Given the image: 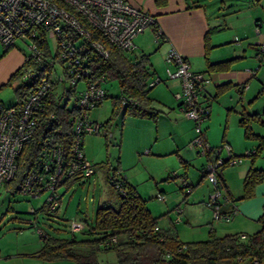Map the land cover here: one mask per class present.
<instances>
[{
    "label": "built area",
    "instance_id": "built-area-1",
    "mask_svg": "<svg viewBox=\"0 0 264 264\" xmlns=\"http://www.w3.org/2000/svg\"><path fill=\"white\" fill-rule=\"evenodd\" d=\"M153 23L150 13L129 0H0V43L8 48L21 40L28 47L15 78V85L28 90L19 103L8 105L0 101V186L13 178L19 152L25 142L35 137L41 144L16 189L30 197L45 192L43 204L49 213L53 214L59 206L58 187L68 180L90 178L95 173L93 162L82 150L83 137L106 131L104 123L92 120L88 113L102 102L106 93L101 85L104 78L93 76L91 54L107 57L104 42L130 53L136 48L134 37ZM49 39L55 41L54 51ZM262 56L264 42L257 52V57ZM164 61L166 77L178 79L181 86L175 96L180 100V109L194 124V137L186 146L200 155L213 157L206 160L202 169L212 186L204 206L211 211L213 221H228L236 209L234 205L227 211L221 209L222 201L228 199L219 180V169L253 155L254 150L235 155L226 142L215 147L207 144L201 133L202 120L209 114L201 96L204 75L193 71L175 48L168 50ZM158 81L159 77L149 81L148 86ZM79 84L82 88L77 89ZM56 90H61L60 94ZM70 98L72 104L67 106ZM61 99H65L63 109L68 110L62 119L63 114L54 108L55 103L61 104ZM119 100L124 103L123 98ZM64 138H68L67 143ZM110 180L115 190L123 194L124 176L115 172ZM180 181L189 185L184 177ZM156 197L164 199L161 193ZM29 210L34 212L33 208ZM67 224L72 233L82 232L86 227V221L76 218ZM38 234L46 235L42 230ZM237 259L242 262L241 257Z\"/></svg>",
    "mask_w": 264,
    "mask_h": 264
},
{
    "label": "crops",
    "instance_id": "crops-1",
    "mask_svg": "<svg viewBox=\"0 0 264 264\" xmlns=\"http://www.w3.org/2000/svg\"><path fill=\"white\" fill-rule=\"evenodd\" d=\"M129 1L154 17L153 25L156 29L153 26L146 28L141 34L134 37L136 48L128 55L133 57L141 53L149 54V62L152 65L157 55H159V60L165 63L168 50L171 47L175 48L188 61L193 71L204 75L205 82L201 96L203 103L208 106L209 114L202 120L201 133L207 144L215 147L219 146V143L226 142L235 155H243L247 150H256L259 140L255 136H246L241 119L247 117L249 131L253 134H264V125L253 116V114H259V118L264 119V114L261 113L259 106L260 89L264 87V83L260 81L264 80V56L257 57L259 44L264 42V6H261L264 4V0H253L255 6H252V11L243 16L239 15L241 10H233V15L230 14V19L226 20L227 23L220 22L219 16L211 11L213 7L205 5L202 0H166L162 5L157 4L155 0ZM16 46L14 44L5 48L0 43V86H3L10 75L23 63L24 52ZM227 59H233L228 68L216 71L206 70L207 62L214 63ZM169 79H172L170 85L175 90H179L178 79ZM220 86H226V88L220 89ZM177 107L180 111L178 114L181 115L179 102ZM181 117L180 121L187 123L185 135L179 133V128L175 129L179 123L176 118L171 117L169 122L171 126L173 125L172 128L174 127V134H182L185 142H189L194 137V124L184 115ZM140 119L145 122L151 120ZM217 132H220V136L215 135ZM185 147L188 149H186L187 152L184 157L179 158L187 164L200 162V174H196V178L198 182L203 181L204 163L206 160L213 159L212 155H204L203 160L198 161L195 157L199 155L197 150L193 151L187 146ZM244 157L232 166L220 167L218 172L223 193L228 199L222 201L221 209L227 211L234 205L236 209L234 216L229 221L222 223L212 222L209 212L206 214L207 210L202 205L206 211L204 210L205 214H202L200 219L206 220L207 228L214 230L216 235L234 232L247 234L257 231L261 226L258 218L264 213V180L255 185L252 196L243 198L242 194L243 178L249 167L264 170V148L255 156ZM125 179L127 181L126 177ZM1 187L6 192L4 185ZM199 190H202L200 194L204 200L210 186L205 187L202 183ZM23 198L26 197L22 196ZM40 206L29 207V209H37L38 212L41 211L38 210ZM27 213L33 215L32 222H36L35 216L38 214L30 213V210ZM13 219L20 223L31 221L30 218L22 214H16ZM84 221L86 220L84 219ZM17 229L16 235H21L20 228ZM38 230L41 229L37 228L35 233L39 238V247L37 249L32 247L29 249L30 251L21 250L17 245V240L7 238L11 244L0 245V264H80L77 260L69 258L48 260L39 257L37 252L41 248L43 240L39 237ZM24 245H28V243H23L21 246Z\"/></svg>",
    "mask_w": 264,
    "mask_h": 264
},
{
    "label": "rangeland",
    "instance_id": "rangeland-1",
    "mask_svg": "<svg viewBox=\"0 0 264 264\" xmlns=\"http://www.w3.org/2000/svg\"><path fill=\"white\" fill-rule=\"evenodd\" d=\"M202 1L205 5H211L213 7L211 11L219 16L220 22L225 23L230 19L233 10H241L239 15L243 16L247 12H251L252 6H255L253 0ZM48 41L50 49L54 51L55 41L52 39ZM14 43L22 52L28 53L27 42L16 40ZM153 63L154 73L151 80L160 78V81L152 85L149 90V96L153 98V106L160 111L156 122L153 123L152 120L145 122L143 119L127 115H118L106 122L110 115L112 99L119 98L120 92L117 80L105 77L101 81V85L105 89L106 96L102 99L101 104L95 106L88 113L92 120L104 123L106 131L83 137L82 150L86 158L95 163L97 171L90 178L76 179L71 184L66 183L58 187L59 193L62 195L58 208L53 211L55 215H46V213L38 211L36 212L38 215L35 216L36 222H32L34 216L28 215L27 212H29V207L36 208L43 204L46 193H42L38 198L25 196L26 198L22 199L24 195L16 193L12 197L0 186V245L11 244L7 239L11 238L18 241L16 244L21 250L30 251L29 249L32 247L33 249L39 247V238L35 233L37 228L50 235L66 237L70 235L67 223L72 217L79 220L85 219L87 223L93 222L95 210L99 205L109 204L116 207L118 204L119 198L116 190L107 180L108 174L115 172L127 178V182L133 185L140 194L139 196L145 200L146 207L151 214L158 216V224L161 226L171 225L180 241L186 243L208 238V222L200 219L202 214H205L203 206L208 195L203 200V196L200 194L202 190L199 188L202 183L205 187L209 185L210 192L212 186L207 182L205 176L203 181L198 182L196 174H200V162L187 164L179 158L184 157L187 152L185 146L188 144L182 136L187 131V123L180 121L181 115L183 116L184 113L181 110V115L178 114L180 111L177 105L180 100L175 97L177 93H180L181 86L178 84L179 90H175L170 85L172 79L167 78L164 73L166 61L165 63L160 61L159 55ZM260 81L264 83L262 82L264 80ZM80 88H82L81 84L77 89ZM12 90V86H0V100L8 105L15 103L16 95ZM60 91L56 90V93L60 94ZM259 95V106L261 113L264 114V87H261ZM71 99L67 101V106L72 104ZM64 101L65 99H61V104ZM171 117L179 121L175 129L179 128L180 130H177L182 133L181 135L174 134V127L172 128L173 125L171 126L169 122ZM215 135L220 136V132ZM192 150L196 151V149ZM221 154L224 155L225 151H222ZM195 157L198 161H202V157L205 156L199 154ZM181 177L185 178L184 182L189 184L188 186L181 183ZM158 193L164 196L163 200L157 199ZM8 205L12 210L6 212L5 208ZM205 208L206 214L209 212V218H211V211L206 206ZM16 214H22L30 218L31 221L15 222L13 216ZM212 222L216 223L217 221L212 220ZM222 222L224 221H219V223ZM17 228H20L21 235H16ZM53 228L58 229L53 230ZM75 236L80 238L83 235L77 232ZM26 242L28 245L21 246ZM95 253V258L100 264H116L115 253L112 249L100 248L95 250Z\"/></svg>",
    "mask_w": 264,
    "mask_h": 264
},
{
    "label": "trees",
    "instance_id": "trees-1",
    "mask_svg": "<svg viewBox=\"0 0 264 264\" xmlns=\"http://www.w3.org/2000/svg\"><path fill=\"white\" fill-rule=\"evenodd\" d=\"M159 5L165 4L166 0H155ZM154 29L155 26L152 25ZM95 37H98L97 35ZM104 42V41H103ZM108 55L103 58L91 54L90 65L93 76L114 78L118 82L119 98L124 99L121 103L118 97L112 99L109 118L106 122L118 115L146 118L155 121L159 110L153 106V98L149 96L148 82L154 73L149 62V54L141 53L130 57L128 53L119 50L111 44L104 42ZM233 59L220 62H207L206 70H217L228 68ZM21 66V65H20ZM15 70L4 85L12 86L16 95V103L21 101L28 87L15 85L18 71ZM226 86H220L224 89ZM208 107V106H207ZM54 108L61 115L60 119L68 114L63 109V104ZM254 118L264 125V119L259 114H253ZM243 130L247 137L255 136L259 142L253 155L258 154L264 148V134L255 135L249 128L247 117L241 119ZM68 142V138H64ZM40 141L35 137L25 142L17 157V170L13 178L3 185L6 193L12 195L19 193L17 185L22 179V173L29 167L34 151L40 146ZM95 167V163H93ZM96 168V167H95ZM115 173L108 174L107 180L114 187L110 178L114 179ZM77 179V178H75ZM73 180L66 183L71 184ZM264 180V170L257 167H249L243 178V198L252 196L257 183ZM122 185L123 194L116 191L119 201L116 207L109 204H101L95 210L93 222L87 223L81 233L83 236L77 238L75 233L68 231L70 235L58 237L53 234L40 236L43 240L41 248L38 249L39 257L43 259H74L80 264H100L95 258V250L112 249L115 253L116 264H264V213L259 215L260 227L257 231L247 234L230 233L216 235L214 230H208V238L192 242H183L177 236L175 229L158 224V216H153L147 209L145 200L140 197L136 188L130 185L125 177ZM12 210L10 205L6 212ZM46 215L49 213L44 204L38 208ZM34 209L33 214H36ZM157 226V229L154 227ZM58 228H53L57 230ZM86 235V236H84ZM241 257L242 262L238 261ZM256 261V262H255Z\"/></svg>",
    "mask_w": 264,
    "mask_h": 264
}]
</instances>
